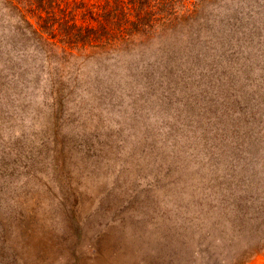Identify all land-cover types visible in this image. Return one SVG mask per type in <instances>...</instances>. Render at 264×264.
I'll use <instances>...</instances> for the list:
<instances>
[{
  "label": "rangeland",
  "instance_id": "rangeland-1",
  "mask_svg": "<svg viewBox=\"0 0 264 264\" xmlns=\"http://www.w3.org/2000/svg\"><path fill=\"white\" fill-rule=\"evenodd\" d=\"M159 1L69 59L0 4V264H264V0Z\"/></svg>",
  "mask_w": 264,
  "mask_h": 264
},
{
  "label": "trees",
  "instance_id": "trees-1",
  "mask_svg": "<svg viewBox=\"0 0 264 264\" xmlns=\"http://www.w3.org/2000/svg\"><path fill=\"white\" fill-rule=\"evenodd\" d=\"M176 0L159 1V12L170 14ZM23 33L42 39L47 59L55 49L65 59L88 51L115 50L133 45L154 22L157 0H0ZM22 33V34H23ZM76 51V52H75Z\"/></svg>",
  "mask_w": 264,
  "mask_h": 264
}]
</instances>
